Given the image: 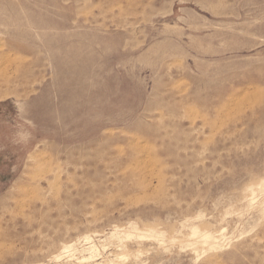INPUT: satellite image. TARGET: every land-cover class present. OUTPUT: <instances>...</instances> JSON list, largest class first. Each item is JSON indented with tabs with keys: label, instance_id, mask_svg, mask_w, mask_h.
Segmentation results:
<instances>
[{
	"label": "rangeland",
	"instance_id": "374dc122",
	"mask_svg": "<svg viewBox=\"0 0 264 264\" xmlns=\"http://www.w3.org/2000/svg\"><path fill=\"white\" fill-rule=\"evenodd\" d=\"M100 263L264 264V0H0V264Z\"/></svg>",
	"mask_w": 264,
	"mask_h": 264
},
{
	"label": "bare ground",
	"instance_id": "6f19581e",
	"mask_svg": "<svg viewBox=\"0 0 264 264\" xmlns=\"http://www.w3.org/2000/svg\"><path fill=\"white\" fill-rule=\"evenodd\" d=\"M132 229V228H131ZM136 230V229H135ZM144 232V231H143ZM114 233V232H113ZM112 233V234H113ZM134 233L135 232H127L126 230L124 231V230H116L115 231V234H123V236H126V237H128V239H129V237L131 236V238L134 236ZM149 233V232H148ZM193 234H194V236H193V238L195 237H197V238H199V240H201V239H204V237L205 236H212L213 238H215L211 233H209V232H200L199 230H198V228L197 227H194L193 228ZM136 235H137V233H136ZM135 235V236H136ZM138 236H140V237H147V236H150L149 234H144V233H141V234H138ZM151 237V236H150ZM159 238V237H158ZM191 238H192V236H191ZM141 239V238H140ZM90 240V239H89ZM95 246L93 245V247H92V249L93 250H95ZM103 249V248H102ZM97 251L99 252V249L97 248ZM94 254V253H93ZM125 254V253H124ZM64 256V255H63ZM91 257V256H90ZM100 257V256H99ZM92 258V257H91ZM97 258V257H96ZM116 258V257H115ZM90 259V258H89ZM89 259H87V260H89ZM86 260V259H85ZM85 260H84V262H85ZM86 260V261H87ZM91 260H94V259H91ZM90 260V261H91ZM78 261V260H77ZM83 262V261H82ZM101 264V263H100ZM113 264V263H112Z\"/></svg>",
	"mask_w": 264,
	"mask_h": 264
}]
</instances>
